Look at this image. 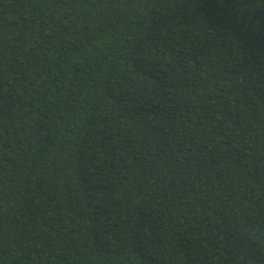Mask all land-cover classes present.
I'll list each match as a JSON object with an SVG mask.
<instances>
[{"label": "trees", "instance_id": "16d2710c", "mask_svg": "<svg viewBox=\"0 0 264 264\" xmlns=\"http://www.w3.org/2000/svg\"><path fill=\"white\" fill-rule=\"evenodd\" d=\"M0 264H264V0H0Z\"/></svg>", "mask_w": 264, "mask_h": 264}]
</instances>
